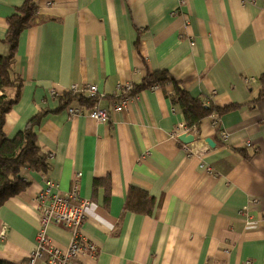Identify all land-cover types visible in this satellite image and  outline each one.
I'll use <instances>...</instances> for the list:
<instances>
[{
    "label": "crops",
    "instance_id": "crops-1",
    "mask_svg": "<svg viewBox=\"0 0 264 264\" xmlns=\"http://www.w3.org/2000/svg\"><path fill=\"white\" fill-rule=\"evenodd\" d=\"M22 2L0 0L2 55L9 52L7 20ZM36 5L19 36L13 70L22 85L3 132L11 138L43 113L36 134L50 154L46 179L67 192L79 173V197L91 201L80 233L96 252L77 264H264V0ZM161 69L193 96L238 106L201 119L187 144L174 134L185 121L166 94L169 83L112 110L119 86ZM75 83L96 85L106 122L69 115L63 100ZM41 174L23 169L24 188L0 205L2 260L21 264L35 248ZM130 187L147 194L150 213L125 209ZM45 232L52 245L68 249V229L49 224ZM46 257L34 264H48Z\"/></svg>",
    "mask_w": 264,
    "mask_h": 264
},
{
    "label": "trees",
    "instance_id": "trees-1",
    "mask_svg": "<svg viewBox=\"0 0 264 264\" xmlns=\"http://www.w3.org/2000/svg\"><path fill=\"white\" fill-rule=\"evenodd\" d=\"M36 9V0H23L21 6L8 18L4 40L9 45V52L6 55L0 54V205L10 196L20 193L24 188L25 184L21 176L23 169L46 173L50 167V156L41 151L37 142L36 128L44 117L43 113L32 116L26 126L11 138H8L3 132L5 115L17 102L22 85L19 76L13 70L19 36L25 28L32 25ZM168 83L172 85V90L166 94L173 105L180 107L187 130L197 127L201 119L206 116L214 114L218 117L229 109L238 106L230 105L220 108L211 104L207 98L193 96L180 86L165 69L151 72L139 84L131 85L125 94L132 98L144 89L153 86L164 88ZM11 86L16 88V92L13 97H8L4 91ZM73 100L80 101L79 105L83 107L88 106L86 108H90L96 102L95 99L87 98L82 93L73 94L69 92L63 100L64 106L69 105ZM83 101L86 106L83 105ZM149 199L145 192L130 187L125 209L150 213L152 208H150L151 201ZM28 261L29 258L21 264H28ZM0 264L14 263L0 259Z\"/></svg>",
    "mask_w": 264,
    "mask_h": 264
},
{
    "label": "built area",
    "instance_id": "built-area-1",
    "mask_svg": "<svg viewBox=\"0 0 264 264\" xmlns=\"http://www.w3.org/2000/svg\"><path fill=\"white\" fill-rule=\"evenodd\" d=\"M130 87L131 84H126L117 88V93L114 95L117 100H113L114 103L112 104L113 111L128 105L131 98L125 93ZM69 92L73 94L82 93L87 98L95 100L99 96L98 88L94 84L79 85L75 83L69 87ZM67 112L72 116L88 115L99 123L105 122L109 116L108 110L100 107L97 100L90 108H85L79 104L68 105ZM184 131L193 136L196 134L195 128L186 130L183 125H178L175 129L177 136ZM219 134L222 141H227L228 135L225 130L219 129ZM42 173L41 176L46 179L44 172ZM78 177L79 173H76L67 192L58 191L57 185L46 179L45 187L35 195V202L39 211V230L36 236L35 248L28 257V264H34V261L43 255L47 256L48 264H77L81 256L95 254L96 247L85 239L83 241V236L80 233V227L85 220L87 208L90 206L91 201L79 197ZM241 212L248 215V207H244ZM49 224L60 225L71 233L72 240L66 251L52 245L49 241L45 232V228Z\"/></svg>",
    "mask_w": 264,
    "mask_h": 264
},
{
    "label": "water",
    "instance_id": "water-1",
    "mask_svg": "<svg viewBox=\"0 0 264 264\" xmlns=\"http://www.w3.org/2000/svg\"><path fill=\"white\" fill-rule=\"evenodd\" d=\"M178 138H179V140H181L185 144L191 143V142H193L195 140L194 137L191 134H186V133H183V134L179 135ZM207 142L210 145L213 144L209 139H207Z\"/></svg>",
    "mask_w": 264,
    "mask_h": 264
},
{
    "label": "rangeland",
    "instance_id": "rangeland-1",
    "mask_svg": "<svg viewBox=\"0 0 264 264\" xmlns=\"http://www.w3.org/2000/svg\"><path fill=\"white\" fill-rule=\"evenodd\" d=\"M155 88H157V86H156ZM105 122H106V121H105ZM217 123H218V122H217ZM183 128L185 129V124L183 125ZM186 130H187V129H186ZM183 133H186V132L184 131V132H182L181 134H183ZM174 134H175V136H177V134H176L175 131H174ZM181 134H180V135H181ZM186 134H190V133H186ZM191 135H192V134H191ZM192 136H193V135H192ZM195 136H196V135H195ZM195 136H193V137H195ZM47 155L50 156V154H47ZM44 174H45V172H44ZM45 176H46V174H45ZM90 206H91V204H90ZM90 206H89V207H90ZM89 207H88V208H89ZM88 208H87V209H88ZM83 222H84V221H83ZM82 244H84V243L82 242ZM46 261H47V258H46Z\"/></svg>",
    "mask_w": 264,
    "mask_h": 264
}]
</instances>
